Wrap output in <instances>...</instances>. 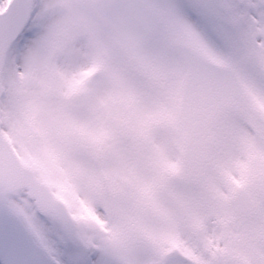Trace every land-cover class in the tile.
Listing matches in <instances>:
<instances>
[{"label":"snow or ice","instance_id":"6c2138e0","mask_svg":"<svg viewBox=\"0 0 264 264\" xmlns=\"http://www.w3.org/2000/svg\"><path fill=\"white\" fill-rule=\"evenodd\" d=\"M0 264H264V0H0Z\"/></svg>","mask_w":264,"mask_h":264}]
</instances>
